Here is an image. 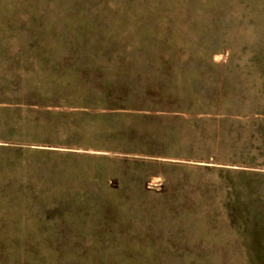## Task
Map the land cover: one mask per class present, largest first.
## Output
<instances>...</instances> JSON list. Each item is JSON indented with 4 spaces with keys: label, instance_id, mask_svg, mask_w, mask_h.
<instances>
[{
    "label": "rangeland",
    "instance_id": "obj_1",
    "mask_svg": "<svg viewBox=\"0 0 264 264\" xmlns=\"http://www.w3.org/2000/svg\"><path fill=\"white\" fill-rule=\"evenodd\" d=\"M0 264H264V0H0Z\"/></svg>",
    "mask_w": 264,
    "mask_h": 264
}]
</instances>
